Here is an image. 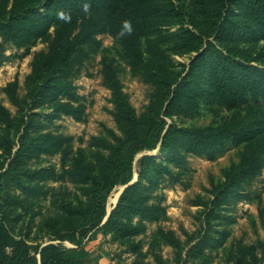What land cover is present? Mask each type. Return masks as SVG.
Listing matches in <instances>:
<instances>
[{
  "label": "rangeland",
  "instance_id": "1",
  "mask_svg": "<svg viewBox=\"0 0 264 264\" xmlns=\"http://www.w3.org/2000/svg\"><path fill=\"white\" fill-rule=\"evenodd\" d=\"M13 1L7 0L6 8ZM163 1L172 8L167 16H157L154 24L143 30L132 25L130 34L141 41V61L134 62L124 48L122 38L127 32H120L128 19L120 13L102 15L103 30L73 50L67 77L72 95L58 97L81 108L79 119L53 115L49 94L46 99L35 97L33 91L41 84L43 74L34 63L73 40L96 13H78L68 21L52 20L46 35L25 42L5 39L0 33V106L11 114L9 122H0V182L10 228L34 245L61 242L73 257H81L80 252L86 250L81 259L87 264H264V150L259 173L243 180L237 192L222 187L248 151V141L239 134L206 141L183 132L171 150H162L159 145L136 154V181L141 156L151 155L156 160L150 164V179L145 181L146 204L158 205L156 214L132 215L135 224L145 225L144 230L120 236L109 228L96 229L80 246L53 234L56 222L64 216V204L87 203L89 198L88 184L71 176L67 169L82 157L86 166L98 171L103 159L111 155V147L126 136L129 128L112 88V76L138 120L155 118L179 129H193L221 126L241 120L250 110H264V98L254 85L244 84L235 99L208 94L207 67L200 65L195 82L182 90L172 114L166 115L165 108L159 112L155 65L163 63L173 80L181 79L209 40L223 50L236 43L228 35L223 41L205 36L206 27L214 19L209 11L211 0ZM237 42L251 64L264 67V38ZM262 128L264 131V124ZM38 134L52 135L58 146L49 151L31 147L23 156L20 173L42 189L32 194L13 177L1 174L18 153L24 136ZM24 167L51 171L31 178ZM122 186L116 185L109 194L108 211ZM88 244L91 246L87 250Z\"/></svg>",
  "mask_w": 264,
  "mask_h": 264
},
{
  "label": "trees",
  "instance_id": "2",
  "mask_svg": "<svg viewBox=\"0 0 264 264\" xmlns=\"http://www.w3.org/2000/svg\"><path fill=\"white\" fill-rule=\"evenodd\" d=\"M211 1L213 3L209 11L214 19L206 27L205 36H214L223 41V36L228 35V39L231 38L236 43L223 50L209 40L207 46L193 59L190 70L181 79L173 80L163 63L155 65L153 77L160 86L158 97L161 101L160 113L165 108L166 115L172 114V110L179 105L182 90L188 87L190 82H195L194 76L200 65L207 67L210 85L208 94L211 96L235 99L242 93V86L248 84L258 88L264 98V67L251 64L244 55V49L237 42L238 39L264 38V0ZM6 2L7 0H0V33L5 39L14 38L20 42L46 35L51 21L61 19L58 15L61 11L70 14L71 18L88 11L96 13L73 40L56 48L45 58L36 59L34 63L36 69L43 74L41 84L33 91L35 97L46 99L49 94L48 100L52 105L53 115L67 114L78 119L81 118V108L59 98L58 95H72V84L67 81L71 71V54L77 45L103 30L102 15L120 13L136 29L143 30L151 27L157 16H167L172 10L163 0H14L10 8H6ZM122 42L134 62L141 61L143 57L141 41L136 36L126 33ZM111 80L129 128L126 136L119 139L116 146L111 147V155L103 159L98 171L92 166H86L82 157H78L72 163V167L67 169L71 176L80 177L88 184L89 198L87 203L64 204V216L54 226L53 234L56 238L68 239L80 246L84 237L96 229L109 228L120 236H130L144 230L145 225L142 222L135 224L132 215L139 213L143 217H151L158 209V205L146 204L145 193L147 188L145 181L152 175L150 164L156 163L154 156L147 154L141 156L138 180L123 190L116 206L109 214L108 196L116 185H126L134 179V158L138 152L155 149L159 145L162 150H171L177 137L183 132H187L195 140L219 141L227 136L239 134L248 141L247 153L240 163L232 168L222 185L227 190L237 192L235 190L243 180L261 171L264 110H250L241 120L217 127L179 129L174 124L166 125L164 120L136 119L130 111V106L120 95L118 81L114 76ZM10 116V112L0 106V122H9ZM57 146L56 139L50 134H38L29 138L24 136L19 143L18 153L13 156L1 177L7 176L8 179L13 177L26 193L42 192L38 184L32 185L24 173H20L19 164L31 147L49 151ZM23 171L31 178H35L51 170L32 171L24 167ZM2 193L3 186L0 182V264H87L80 257L71 256L61 242L34 245L25 237L17 236L10 228L8 204Z\"/></svg>",
  "mask_w": 264,
  "mask_h": 264
},
{
  "label": "clouds",
  "instance_id": "3",
  "mask_svg": "<svg viewBox=\"0 0 264 264\" xmlns=\"http://www.w3.org/2000/svg\"><path fill=\"white\" fill-rule=\"evenodd\" d=\"M85 9H87V4H85ZM58 15H59V17H60L61 19L65 20V21H68V20L71 19L70 14H68V13H66V12H63V11L59 12ZM132 30H133V29H132V24H131V22L128 21V20H125V21L123 22V28L121 29L120 35H124L125 32L130 33Z\"/></svg>",
  "mask_w": 264,
  "mask_h": 264
},
{
  "label": "water",
  "instance_id": "4",
  "mask_svg": "<svg viewBox=\"0 0 264 264\" xmlns=\"http://www.w3.org/2000/svg\"><path fill=\"white\" fill-rule=\"evenodd\" d=\"M136 179H137V176H135V178H134L131 182H129L128 184L123 185L122 189H121L120 192H119L118 199H119V196L121 195V193L123 192V190H124L129 184H132L134 181H136ZM118 199H117V201H118ZM117 201H116V203L113 205V207L108 211V214H109V213L111 212V210L116 206Z\"/></svg>",
  "mask_w": 264,
  "mask_h": 264
},
{
  "label": "crops",
  "instance_id": "5",
  "mask_svg": "<svg viewBox=\"0 0 264 264\" xmlns=\"http://www.w3.org/2000/svg\"><path fill=\"white\" fill-rule=\"evenodd\" d=\"M90 246H91L90 244L86 245V246H85V249L88 250V249L90 248ZM86 254H87V253H86V250H85V251H81L80 254H79V256L82 257V256H85ZM81 257H80V258H81Z\"/></svg>",
  "mask_w": 264,
  "mask_h": 264
},
{
  "label": "bare ground",
  "instance_id": "6",
  "mask_svg": "<svg viewBox=\"0 0 264 264\" xmlns=\"http://www.w3.org/2000/svg\"><path fill=\"white\" fill-rule=\"evenodd\" d=\"M122 187H123V186H122ZM121 189H122V188H121ZM118 195H119V193H118L115 197L112 198V200L110 201V207H111L112 203H115V202L117 201V199H118Z\"/></svg>",
  "mask_w": 264,
  "mask_h": 264
}]
</instances>
